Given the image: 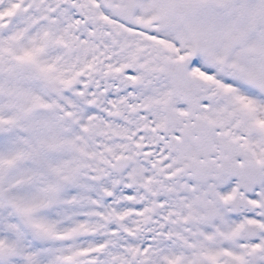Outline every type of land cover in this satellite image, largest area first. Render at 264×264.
Here are the masks:
<instances>
[{
  "label": "snow or ice",
  "instance_id": "1",
  "mask_svg": "<svg viewBox=\"0 0 264 264\" xmlns=\"http://www.w3.org/2000/svg\"><path fill=\"white\" fill-rule=\"evenodd\" d=\"M0 264H264V0H0Z\"/></svg>",
  "mask_w": 264,
  "mask_h": 264
}]
</instances>
